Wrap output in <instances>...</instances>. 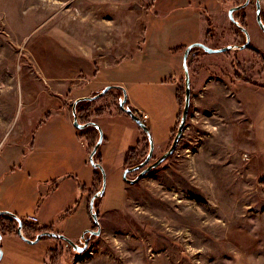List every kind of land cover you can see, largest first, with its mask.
Masks as SVG:
<instances>
[{
  "label": "rangeland",
  "instance_id": "374dc122",
  "mask_svg": "<svg viewBox=\"0 0 264 264\" xmlns=\"http://www.w3.org/2000/svg\"><path fill=\"white\" fill-rule=\"evenodd\" d=\"M241 1L0 0V192L17 194L3 203L11 206L25 198L27 216L38 222L44 219L41 208L51 206L44 216L55 214L53 224L42 225L55 230L64 229L61 222L71 208L76 217L70 226L84 219L88 180L81 177L82 186L71 192L68 181L60 179L64 175L47 172L57 166L61 151L54 135L38 133L37 120L55 97L45 78L76 73L85 65L84 54L102 64L138 54L123 61L129 62L124 75L133 72L130 79L138 82L124 91L134 108L149 117L155 160L176 133L184 96L180 109L175 91L181 83L184 88V78L181 71L174 91L150 82L162 81L175 69L182 45L167 43L155 58L146 44L141 51L149 22L170 25L175 38L187 39L199 29L203 38L208 35L209 46L237 45L245 38L237 34L227 11ZM259 2L264 13V0ZM243 14L250 44L264 52V32L253 6ZM189 62L194 70L191 114L175 151L132 184L123 178L127 167L122 154L134 141L126 127L116 126L115 155L104 161L105 189L93 210L99 233L87 236V250L75 253L59 243L60 251L51 253L48 237L33 244L22 240L23 248L2 238L0 264H264V62L245 49L195 50ZM139 134L137 150L146 155L149 144L143 131ZM40 144L47 151L46 170L33 159ZM135 177L127 174L130 180Z\"/></svg>",
  "mask_w": 264,
  "mask_h": 264
},
{
  "label": "crops",
  "instance_id": "0c3cea01",
  "mask_svg": "<svg viewBox=\"0 0 264 264\" xmlns=\"http://www.w3.org/2000/svg\"><path fill=\"white\" fill-rule=\"evenodd\" d=\"M192 19L194 20V18ZM154 21L155 23H153ZM157 21L158 20L153 19L149 22V26L145 31V36L142 41L143 43L141 48L142 51L144 45L146 44L152 58L156 57V54L154 55L156 51L159 52L161 48L163 49L164 47L168 46L167 43L172 44L174 41H176V46L182 45L181 47H187V45L190 43L203 41L202 35L198 34L199 29L197 35H190L189 37H187V39H184L181 35L175 38L174 34H169L171 29L169 30L168 27H170V25H167L166 23L162 25L164 22L157 23ZM151 22L153 23L152 25H150ZM184 50L185 49H178V58L174 61L175 69H171L170 72L168 71V75L166 78H164L162 81L154 80L150 82H160L170 88L171 91H174L173 87L176 84V78L182 71V57ZM90 55L91 54H89V56H85L84 54L83 59L85 61V65H81L79 69L76 70V73L74 71V73L52 75L48 78H45V82L47 84H50V90H52V92L55 94V97L51 102L50 107L43 110L41 118L37 120L38 123H40L38 133L44 134L45 132H48L49 136L51 134L54 135L55 138H57L58 145H60L58 149L61 151V154L59 155V158H55V161H57V166L51 165L49 170H47L48 174H50V176H57L58 174L64 175L60 179L68 181L69 186L71 187V192H74L75 185L80 187L82 186V183L80 181L81 177H84L88 180L87 185H89V187H86L85 185V187H83L84 192L86 193L83 204V211L86 212L84 219L78 218L79 223L73 221V225L70 226V221L73 220V217H76L71 216L73 214L71 210L73 208H71L64 216L66 217V219L61 222V227H63L64 229L55 230L54 226L49 227L47 226V224H53L51 222L56 215L51 214V217L46 216V218L44 216L45 213L51 210V206L48 205V207H45V209L44 207L41 208L39 212H41V215L42 217H44V219L41 222H38L37 220L39 219L35 220L34 217L27 216V209L26 207L23 208L25 198L15 199L18 202L10 206L3 202L5 201L6 203H8L13 199L12 197L17 194L11 191L5 192V190L0 192V212H5L6 210L11 211L13 212L12 214L20 219L21 223L23 221L31 224L36 223L35 225L37 226V228H48L50 229L49 232L62 234L71 240H75V238L82 233V230L87 229L91 223L88 212L89 204L87 203V196L89 192L93 190V187L96 184V173L94 172V167H91L90 169V166L86 165V162L89 163V154L91 152L90 149H92L90 145L94 139L97 140L98 138V131L92 126L85 127L81 130H78L73 126V102L78 98L94 96L106 86H114V88L108 91L111 92L113 96H118L119 94L122 95L123 89L129 92V90H133L130 88V86H133V83H138L130 79L131 75L133 77V72L128 71L127 75H124L123 70L124 63H129L123 61L135 60L138 54L135 57L132 56L130 59L118 60L111 64H102L96 62V60L91 57L92 55ZM80 71L82 72L81 75H79ZM103 96H101L100 98H102ZM100 98L96 99L98 101L95 103V107L100 108L101 112L95 115L93 114L90 117L89 121L96 123L102 129V142L95 153L94 160H96L95 162L101 164L102 167L105 168L104 161L108 163L111 157L115 155V152L112 149V141L115 137L114 134L116 133V126L123 125L124 127H126L129 130V135L132 136V140L134 141L133 147L125 151L123 154L121 153L123 155V162L129 150L138 148L140 144V134L139 131H135L134 126L130 123L131 120L129 121L126 115L120 114L117 110H115L116 108H113V106H109L111 108H108V110L107 108L104 109V107L108 105V101L107 99L101 100ZM126 101H128L129 106L136 112L146 114L145 112L137 111V109L134 108V101L129 100L128 97ZM83 115L84 113H80V111L76 112V118L78 123L80 124H83L81 121ZM145 124L148 126L149 130H151L148 115ZM134 125L136 126V124ZM35 142L36 144L38 143L37 138ZM41 142L44 143V140H42ZM77 143L80 144L79 148L77 147ZM35 151L39 152H37V154L34 156V162L39 163L41 167H43L44 162L47 159V156L44 155V153L47 152L45 146L40 144ZM25 159V167L23 168L24 172L27 170L26 164L29 158L27 157ZM46 165L47 166L43 167L45 170L48 168V164ZM47 188H51V185ZM81 201L82 199L78 201L76 205L77 208L78 206H80ZM43 221L47 222L46 226L45 224L42 225ZM30 232H32V230ZM31 234H33V232ZM2 238L7 239V243H13L23 248L22 244L20 243L22 239H20L17 234H4L2 235L1 239ZM55 244L56 241L54 240V238H51L48 241V245H50L51 250L54 248ZM6 250L9 251V249ZM1 261L2 258L0 262Z\"/></svg>",
  "mask_w": 264,
  "mask_h": 264
},
{
  "label": "water",
  "instance_id": "95a60500",
  "mask_svg": "<svg viewBox=\"0 0 264 264\" xmlns=\"http://www.w3.org/2000/svg\"><path fill=\"white\" fill-rule=\"evenodd\" d=\"M247 2H248V0H245V2H243L242 4L234 6L228 10L229 20L237 28H239L245 35V42L242 45H228V46H224L222 48L214 49V48H210V47L206 46L203 43L195 42V43L188 45L185 48V50L183 52V57H182V71H183V78H184L185 93H184V105H183V109L181 112V117H180L179 123L177 125L176 133L173 137V140H172V143H171L169 149L151 164L147 165V163L150 161V158L152 156L153 147H154L153 142H152V137L150 134V130H149L148 126L145 124V122L138 116V114L126 106L127 96H126V92L123 89L122 97L118 102V107L127 116H129V118L137 125L138 128L141 129V131H143V133L147 137L148 144H149V150H148V153H147L146 157L144 158V160L135 166L125 168V170L123 172V178L125 179L126 182H128L130 184L137 182L142 176H144L150 170H152L153 168H155L159 164H161L166 158H168L175 151V148L178 144V141H179V139H180V137L184 131L186 118H187V114H188V109H189V104H190V75H189V69H188L189 52L193 48H200L201 50H203L206 53H223V52H227V51H231V50L244 49L247 46V44L249 43V39H250L248 32L245 28L240 26L238 24V22L233 17V12L244 7L247 4ZM255 6H256L255 15H256L257 25L260 28V30L262 32H264V24L262 23L261 18H260V5L258 3V0L256 1ZM112 88H114V86H106L105 88H103L100 92H98L94 96L76 99L72 105L73 126L75 128H77L78 130H81V129L88 127V126H92L98 131V139H97L94 147L92 148V150L89 154V163L92 165V167L97 168L101 173V187H100L99 191L96 192L90 198L89 205H88V210H89L91 219L93 220L94 224L97 226V231L95 232V234L99 233V225H98L97 214L93 211L94 210V201L103 196L104 189H105V174H104V169H103L102 165L95 162L94 156H95V153H96L98 147L100 146V144L102 142L103 137H102L101 129L99 128V126L96 123L90 122V121L87 123H84V124L78 123L77 118H76V106L79 102H82V101L96 100V99L100 98L101 96H103L105 93H107ZM138 170H140V172L136 175V177L134 179L130 180L127 178V174H130V173L138 171ZM3 213L9 214L16 219V221L18 223L17 232H16L17 236L29 244H33V243L37 242L42 237H51V238L63 239L68 244H70L74 249H76L74 242H72L70 239L66 238L62 234H56V233L49 232V231H42V232L38 233L33 240L26 239L22 233V223H21L20 219L10 212H7V211L0 212V214H3ZM85 232L91 233L90 230L85 231ZM1 237L2 236L0 234V240H1ZM1 258H2V251L0 249V260H1Z\"/></svg>",
  "mask_w": 264,
  "mask_h": 264
},
{
  "label": "trees",
  "instance_id": "16d2710c",
  "mask_svg": "<svg viewBox=\"0 0 264 264\" xmlns=\"http://www.w3.org/2000/svg\"><path fill=\"white\" fill-rule=\"evenodd\" d=\"M244 22V21H243ZM262 22L264 24V13H262ZM244 26H246V24L244 23L243 24ZM236 32L238 33L239 31L236 30ZM182 49H185V47H181L180 50ZM195 50H201L199 48H193L190 53H189V56L191 53L195 52ZM195 56V55H194ZM189 72H190V75L194 72V70L192 69L191 67V62H189ZM183 83H181L179 85V87L176 89L175 91V98H176V103H177V106L180 108L183 104V97H181V95L184 96V88L183 86H181ZM180 86H181V89H180ZM123 93V92H122ZM122 97L121 94H119L118 96H113L111 92H108L107 94H105L102 98H100L101 100H106L108 101V105H106V107H104V109L107 108H111L109 106H115V110H117L120 114H124L126 115L123 111H121L118 107V105L116 106V104L119 102L120 98ZM98 100H92V101H83V102H80L79 104H77L76 106V112L77 111H80V113H84V115L82 116L81 118V121L82 123H87L89 122L90 120V117L94 114H98L101 112V109L100 108H96L95 107V103L97 102ZM126 106L128 108H130L131 110H133L129 104H128V101H126ZM102 108V107H101ZM181 109V108H180ZM134 112H136L135 110H133ZM191 114V106L189 108V111H188V116ZM139 116V115H138ZM126 117L131 120L129 118V116L126 115ZM180 117V114L177 115V118L176 119H179ZM187 119V118H186ZM132 121V120H131ZM133 122V121H132ZM134 123V122H133ZM135 124V123H134ZM137 126V125H136ZM138 128V127H137ZM139 131H141L140 128H138ZM172 132L174 133L175 130L173 129V131H171V134ZM143 135L145 136V134L143 133ZM147 137H145V140H146V145H148L147 143ZM98 139V138H97ZM96 139H94L90 145L91 148L94 147V144L96 143ZM140 145V144H139ZM146 145H145V148L144 149H147L146 148ZM140 146H138V150H139ZM92 149H90L91 151ZM137 149H132V150H129L126 157H125V160H124V167H132V166H135L137 164H139L140 162H142L143 158H144V155H145V151L142 150V151H138ZM135 161L134 164L132 165H128V163L132 162V161ZM96 161V160H95ZM94 172L96 173V184L94 185L93 187V190H91L88 194V201L90 200V198L100 189L101 187V173L100 171L97 169V168H94ZM99 199V198H98ZM98 199H96L94 201V206H95V209H96V206H97V201ZM98 212V211H97ZM98 214V213H97ZM91 219V218H90ZM91 222H92V219H91ZM93 223V222H92ZM17 226H18V223L16 221V219L9 215V214H6V213H3V214H0V234L1 236L4 235V234H16L17 232ZM32 230L33 234H31L32 232H30ZM42 231H50V229L48 228H37V226L35 224H31V223H28V222H25L23 221L22 222V233L24 235V237L26 239H34L35 236L42 232ZM30 237H33V238H30Z\"/></svg>",
  "mask_w": 264,
  "mask_h": 264
},
{
  "label": "flooded vegetation",
  "instance_id": "af4514ba",
  "mask_svg": "<svg viewBox=\"0 0 264 264\" xmlns=\"http://www.w3.org/2000/svg\"><path fill=\"white\" fill-rule=\"evenodd\" d=\"M224 1H227V2H234L235 0H223V2ZM256 1L257 0H248V2H247V4L244 6V7H242V8H240L239 10H237V11H234L233 12V17H234V19L238 22V24L240 25V26H242L243 28H245L246 30H247V32H248V28H247V25L246 26H244L243 24L245 23V24H247V21H246V16H245V14H243V12L245 11V9L248 7V6H250V7H252L253 6V9H254V12H256V6H255V4H256ZM243 2H245V0H243V1H241L240 3H237V4H235V5H233V6H231V7H229V9L230 8H232V7H234V6H237V5H239V4H242ZM258 3H259V5H260V2H259V0H258ZM228 9V10H229ZM227 13H228V11H227ZM262 10H261V5H260V18H261V21H262ZM255 20H256V18H255ZM244 21V22H243ZM232 23V22H231ZM263 23V22H262ZM233 24V23H232ZM236 27V26H235ZM236 29L239 31L237 34H239V36L240 37H244L245 38V35H244V33L239 29V28H237L236 27ZM248 35H249V32H248ZM205 38V39H204ZM203 38V41L202 42H200V43H203V44H205L206 46H208V47H210V48H214V49H217V48H222V47H224V46H222V47H215V46H209V39H208V35L206 34V36ZM245 42V41H244ZM243 42V43H244ZM243 43H239V44H237V45H242ZM225 46H228V45H225ZM186 48V47H185ZM200 49V48H199ZM245 50H249L253 55H255V56H258V57H260V59L264 62V52H262V51H260L259 49H257V48H255V47H253L251 44H250V39H249V43L247 44V46L244 48ZM238 50V49H237ZM201 52H203V53H206V52H204L203 50H200ZM190 53V52H189ZM198 54H196L195 56H197ZM188 58H189V56H188ZM196 64H197V62H196ZM188 69H189V67H188ZM189 75H190V72H189ZM184 93H185V89H184ZM191 97H192V95H191V88H190V99H191ZM189 110V109H188ZM146 137V136H145ZM147 155V154H146ZM146 155H145V157H146ZM144 157V158H145ZM144 158H143V160H144ZM142 160V161H143ZM156 160V159H155ZM153 158H152V156H151V158H150V161L147 163V165L148 164H151V163H153L154 161H155ZM141 170V169H140ZM140 170H138V171H135L134 173H136V175L140 172ZM97 214V213H96ZM97 218H98V215H97ZM92 222H93V220H92ZM90 223V226L86 229V231H88V230H90L91 231V233H89V232H82L80 235H79V237L77 238V241H76V243H75V241H72L71 239V241L72 242H74V244H75V247H76V249H74L70 244H68L65 240H63V239H60V238H54V240L56 241V244H55V246H54V248L50 251L51 253L53 252V251H55V252H59L60 251V244L59 243H62V244H64L67 248H68V250H70V251H72V252H77V253H83V252H85L86 250H87V248L89 247V245H90V243H89V238L87 237L88 235H92V234H94V235H97V234H95V232L97 231V226L94 224V222L93 223ZM57 234V233H56ZM67 238V237H66ZM63 247V246H62ZM81 250V251H80Z\"/></svg>",
  "mask_w": 264,
  "mask_h": 264
},
{
  "label": "built area",
  "instance_id": "2783aa9c",
  "mask_svg": "<svg viewBox=\"0 0 264 264\" xmlns=\"http://www.w3.org/2000/svg\"><path fill=\"white\" fill-rule=\"evenodd\" d=\"M138 115H139V117L143 120V121H146V119H147V115L146 114H144V113H139V112H136Z\"/></svg>",
  "mask_w": 264,
  "mask_h": 264
},
{
  "label": "bare ground",
  "instance_id": "6f19581e",
  "mask_svg": "<svg viewBox=\"0 0 264 264\" xmlns=\"http://www.w3.org/2000/svg\"><path fill=\"white\" fill-rule=\"evenodd\" d=\"M131 254V253H130ZM129 255V254H128ZM132 256H133V254H132ZM132 258V257H131Z\"/></svg>",
  "mask_w": 264,
  "mask_h": 264
}]
</instances>
